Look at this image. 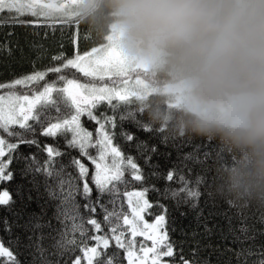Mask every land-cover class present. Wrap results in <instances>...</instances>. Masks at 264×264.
<instances>
[{
	"label": "snow or ice",
	"instance_id": "1",
	"mask_svg": "<svg viewBox=\"0 0 264 264\" xmlns=\"http://www.w3.org/2000/svg\"><path fill=\"white\" fill-rule=\"evenodd\" d=\"M75 2L76 0H57V2L0 0V11L6 10L12 20L31 14L39 17H64L65 19L60 21L64 23L77 20L72 8ZM17 22L29 23L23 20ZM30 23H52V21L32 20ZM104 41L86 51H76L67 59L63 58V53H57L54 59H63L62 63H56L52 68H34L30 72L0 82V181H10L14 177L15 169L11 166L13 160L23 161L21 174L31 173L33 186L36 184L35 176L40 173L44 175V187L47 196L55 201L53 215L60 222V227L53 229L50 219L43 221L40 216H31L22 225L26 230H33L28 236L29 246L34 247V251L40 254L39 264H51L45 259L46 249L41 241L45 235H52V232L58 236V239L56 236L53 239L54 247L59 253L73 255L77 249H80L87 264H122L120 249H123L127 264H149V261L151 264H156L157 261L159 264H175L174 260L170 262L161 258L165 252L167 254L174 252L173 242H170L169 238V228L166 226L169 220L166 207L161 205L159 200L154 202L160 211L151 223L142 215L149 204L153 203L145 196L149 186L134 188L131 192L124 193L125 197H129L127 203L130 213L115 206L120 194L119 185L127 183L126 169L130 170L131 176L137 180L142 179L141 169L135 163L133 155H127L125 159L121 148L113 141V133L105 130L107 122H113V116L104 115L101 118L100 115L95 114L96 107L100 103L107 102L113 110H120L121 119L130 116L138 127L150 130L154 124L147 118L142 103L147 87L144 78L145 69L141 65L131 63L111 37L104 36ZM67 66H74L85 77L90 78V81L85 82L68 75H61V71ZM49 72L57 75L52 80L43 82L42 87L37 89V82L41 81V78H46ZM81 114H86L88 118L97 122L95 137L82 125ZM159 128L168 136L177 134L166 130L163 126ZM37 132L63 135L68 148L78 149L79 153L93 162L95 167L91 172V179L97 193L95 198L91 197L93 189L86 179L89 169L80 157L72 155L67 164L58 163L55 158L65 154V150L50 144L42 145ZM121 134L129 141L134 138V133L128 130L122 129ZM209 139L212 138L206 137V141ZM164 142H167L166 139ZM21 143L35 145L38 151L42 150L46 154L45 157L41 160L32 152L22 154L18 148ZM135 146L142 152L149 147L139 140ZM93 148L96 149L95 154H92ZM151 148L155 149L156 145H151ZM190 155L191 153H184L185 157ZM204 155L207 156L208 152L205 151ZM195 159L199 160L201 157L197 156ZM144 160L148 162L147 155L144 156ZM69 166L77 169V172L67 171ZM172 175L173 173L169 171L168 177ZM181 180L183 182V177ZM200 180L201 177L197 176L196 181ZM165 191L167 192V188ZM176 191L173 189L172 194L175 195ZM183 191L187 196L182 195L180 200L184 201L187 197H192L191 203L195 205L194 197L200 195L195 185L189 187L185 184ZM16 192L21 199L25 196L29 200L32 199L31 187L27 193H24L17 185ZM77 194L83 197L85 201L83 205L77 200ZM105 195L109 197L108 201H104ZM133 196L135 200L131 198ZM13 202L14 198L9 187L0 188V205H6L10 209ZM109 202L112 205L111 210L107 207ZM96 205H99L103 211V223L108 226V232L95 235L93 239L96 243L89 244V228L97 231L102 229V222L94 214ZM82 208L87 209L90 214L84 213ZM13 216L18 218V213L14 212ZM0 223L5 231H10L15 220L10 221L5 215L0 218ZM198 223L202 221L198 220ZM44 226L51 231L47 234L36 231ZM240 228L241 232L246 230L245 225H240ZM209 231V226L205 223L202 235L206 237ZM138 232L151 239L150 247H136L135 237ZM193 235L196 233L194 232ZM238 239H247V237ZM110 240L115 241L116 250L108 253ZM140 243L144 244L143 241ZM100 246H103V249ZM258 247L259 252L253 251L252 245L235 250L237 264H264V245ZM198 255V249L193 248L191 259L183 260L182 264H201ZM241 256H243L242 260ZM0 257H3L0 259V264H20L17 254L2 242H0ZM80 261V255L76 254L72 264H80Z\"/></svg>",
	"mask_w": 264,
	"mask_h": 264
},
{
	"label": "clouds",
	"instance_id": "2",
	"mask_svg": "<svg viewBox=\"0 0 264 264\" xmlns=\"http://www.w3.org/2000/svg\"><path fill=\"white\" fill-rule=\"evenodd\" d=\"M76 18L141 65L147 118L227 152L212 190L264 205V0H76Z\"/></svg>",
	"mask_w": 264,
	"mask_h": 264
},
{
	"label": "trees",
	"instance_id": "3",
	"mask_svg": "<svg viewBox=\"0 0 264 264\" xmlns=\"http://www.w3.org/2000/svg\"><path fill=\"white\" fill-rule=\"evenodd\" d=\"M57 17L43 18L26 14L12 20L6 10L0 11V82L13 78L15 75L30 72L34 68H52L56 63H62L63 59H54L57 53H63V58L67 59L74 55L76 51H86L105 42L104 36L97 35L89 30L78 19L71 22L56 23V21L65 19H58ZM19 20L29 21V23L17 22ZM32 20H51L52 23L32 24L30 23ZM60 74L81 79L85 82L90 81V78L85 77L74 66H67ZM56 75L53 72L47 73L46 78H41V81L37 82V89L42 87L43 82L52 80ZM61 108H63V105H61ZM124 110L126 111V109ZM95 114L100 115L101 118L104 115L113 116V122H107L105 130L113 133V141L121 148L125 159L127 155H133L135 163L141 169V180L133 178L131 171L126 169L127 183L119 185L120 194L115 206L129 212L128 200L124 193L131 192L134 188L140 189L149 186L145 196L153 203H150L142 213L144 219L150 222L155 219V215L159 214L160 209L154 203L157 200L167 209L169 220L166 226L169 228V238L170 242H173L174 252L173 254L165 252V255L161 257L162 259L170 262L174 260L175 264H182L183 260L191 259L192 249L196 248L201 264H237L235 250L252 245L253 251H260L258 246L264 245V205L256 202L229 203L230 200L212 190L215 165L218 163L219 158L227 156L226 150L221 148L215 139L212 138L206 141L204 136H193L181 134L180 132H176L175 136H168L155 124L150 130L143 129L138 127L130 116L121 119L120 110H113L107 102L100 103L96 107ZM53 115H55L54 112ZM81 123L95 137L97 122L88 118L86 114H81ZM122 129L134 133L133 140L129 141L122 135ZM37 136L42 145L50 144L53 147L65 150V154L55 158L58 163L67 164L72 155L80 157L89 169L86 179H88L89 185L93 189L91 197L95 198L97 193L95 184L91 179V172L95 167L93 162L79 153L78 149L68 148L63 135L37 132ZM165 139L167 142H164ZM137 140L143 141L149 147L143 152L140 151L135 146ZM151 145H156V148L152 149ZM18 148L22 154L26 155L32 152L41 160L46 155L42 150L38 151L35 145L28 143H21ZM95 151L96 149L93 148L92 154H95ZM205 151L208 152L207 156L204 155ZM184 153H191V155L185 157ZM145 155L148 156L147 163L144 160ZM197 156L201 159H195ZM11 166L15 169L14 177L10 181H0V188L9 187L14 202L11 204L10 209L6 205H0V218L7 215L9 220H15V223L12 224L10 231H5L2 223H0V242L6 247H10L17 254L20 264H39L40 254L34 251V247L29 246L28 236L33 230H26L22 225L31 216H40L43 221H49L50 219L53 229L59 228L60 222L53 215L55 201L47 196L42 173L35 176L36 184L33 186L30 179L31 173L21 174L20 169L23 167V161L13 160ZM66 170L73 173L77 172V169L71 166ZM169 171L173 173L171 177H168ZM197 176L201 177L199 182L196 181ZM181 177H183V182ZM80 183L82 184V181ZM185 184L189 187L195 185L200 192L199 196L194 197L195 205L191 203L192 197H187L184 201L180 200L182 195L187 196V193L183 191ZM17 185L24 193H27L31 187L30 195L32 199L29 200L26 196L21 199L16 192ZM166 188L167 192L165 191ZM173 189L177 190L175 195L172 194ZM76 198L83 205L85 202L83 197L77 194ZM108 200L109 197L105 195L104 201ZM45 201H47L46 204ZM107 207L111 210L112 205L110 202ZM81 210L86 214H90L87 209L82 208ZM14 212L18 213V218L13 216ZM94 214L102 222V229L97 231L91 227L89 228V244L96 243L93 239L95 235H103L108 232V226L103 223V211L99 205H96ZM198 220L202 223H198ZM205 223L210 229L206 237L202 235ZM240 225L246 226L244 232H241ZM36 231H43L47 234L51 230L44 226ZM194 232L196 235H193ZM54 236L56 234L52 232V235H45L42 238V246L46 249V260L50 261L51 264H57V262L58 264H72V260L78 254L81 257L80 264H87V261L84 260L83 251L80 249H77L73 255L59 253L54 247ZM245 236L247 239H238ZM56 238L58 239V236ZM135 240L137 248L151 246L149 237L136 235ZM141 241L144 242L143 245H141ZM100 247L103 249V246ZM114 250H116L115 241L110 240L107 252L111 253ZM119 251L120 261L122 264H127L123 249ZM0 259H3V257H0ZM240 259L242 260L243 256ZM149 264H151V261H149ZM156 264H159V261Z\"/></svg>",
	"mask_w": 264,
	"mask_h": 264
},
{
	"label": "rangeland",
	"instance_id": "4",
	"mask_svg": "<svg viewBox=\"0 0 264 264\" xmlns=\"http://www.w3.org/2000/svg\"><path fill=\"white\" fill-rule=\"evenodd\" d=\"M56 0H53V2H55ZM43 18H50V17H43ZM58 19L59 18H64V17H60V16H58L57 17ZM133 200H135V197L133 196V197H131ZM129 199V197H127V200ZM129 213H130V209H129ZM152 221H150L149 223H151ZM141 224H143V221H141ZM137 235H141L139 232L137 233ZM143 236V235H142ZM126 260H127V258H126Z\"/></svg>",
	"mask_w": 264,
	"mask_h": 264
}]
</instances>
